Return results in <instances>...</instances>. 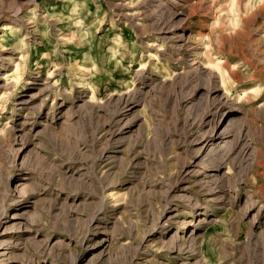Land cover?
Segmentation results:
<instances>
[{
  "label": "rangeland",
  "instance_id": "1",
  "mask_svg": "<svg viewBox=\"0 0 264 264\" xmlns=\"http://www.w3.org/2000/svg\"><path fill=\"white\" fill-rule=\"evenodd\" d=\"M83 1L0 0V264H264V0Z\"/></svg>",
  "mask_w": 264,
  "mask_h": 264
},
{
  "label": "bare ground",
  "instance_id": "2",
  "mask_svg": "<svg viewBox=\"0 0 264 264\" xmlns=\"http://www.w3.org/2000/svg\"><path fill=\"white\" fill-rule=\"evenodd\" d=\"M83 1V0H82ZM82 1H80V0H70V2H71V15L72 16H74L75 15V17L77 18V19H80V18H82L83 16L85 17V15L86 14H84V12H82V10H80V9H82V8H80V6L82 5ZM84 2V1H83ZM28 3H31V2H23V3H18L17 4V6H14V7H12V8H10L9 9V12H10V15H11V19L14 21L13 23H17L16 21H22L20 18H21V13L23 12V8H24V6L25 5H27ZM166 2H165V0H161V2L159 3V7H163L164 6V4H165ZM7 11V10H6ZM6 11H4V9H2V10H0V17H1V15L3 16V13H5ZM81 13H82V15H81ZM172 14H173V12H172ZM33 15V14H32ZM177 16H178V13H174L173 14V17H174V19L175 18H177ZM43 17H45V18H47V16L45 15V16H43ZM30 19V21L28 22V24L29 23H33L34 25V29L32 30V32H34L36 29H38V25H36V23H35V20H34V17H30L29 18ZM53 20V19H52ZM20 22L19 23H17V26H19V27H23L22 25H23V22H22V24H20ZM62 22V21H61ZM183 22V21H182ZM60 23V22H59ZM62 24V23H61ZM64 24H66V22H64ZM65 26V25H64ZM181 28H184V26H180L178 29H181ZM16 28L14 27V25L12 26L11 24H6V25H4L3 27H2V30H3V34L1 35L0 34V45L1 44H4L3 43V40H2V37H5L6 35V33L8 34V33H10V34H17V32H18V30H15ZM15 32V33H14ZM26 32H27V34H29L30 33V29L29 28H26ZM18 35V34H17ZM22 47L24 48V44H22ZM33 49H36V47L34 46L33 47ZM12 73H10V75H11ZM135 93V92H134ZM128 96V95H127ZM128 100V99H127ZM136 106V105H135ZM18 169V168H17ZM17 171V170H16ZM30 179V178H29ZM28 180V179H27ZM29 181V180H28ZM25 182H27V181H25ZM22 187V186H21ZM22 189H25V185H23V187H22ZM18 190H20V189H18ZM21 193H23V191L21 192ZM20 193V194H21ZM26 193V192H25ZM18 194V193H17ZM202 211H204V212H202ZM207 210H206V208L204 207V208H202V207H199V206H197L196 208H194V214H197V216H198V218L200 217V216H202V215H206V212ZM202 219V218H201ZM201 219L199 220V223L201 222ZM203 221H205V220H203ZM185 222V221H184ZM183 222V223H184ZM190 224H194L193 222H192V220L190 221V223H189V225ZM164 230H166V232L168 231V228H170V226L169 225H167L166 226V224L164 223L162 226H161ZM194 228H195V226H194ZM200 228V226L199 227H197V229H199ZM175 238V237H174ZM177 238L178 237H176V240H177ZM192 239H194V238H192Z\"/></svg>",
  "mask_w": 264,
  "mask_h": 264
}]
</instances>
